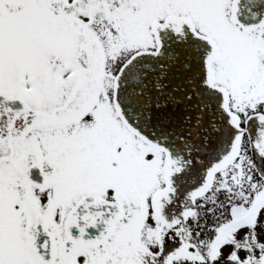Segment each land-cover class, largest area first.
Instances as JSON below:
<instances>
[{
	"label": "snow or ice",
	"instance_id": "6c2138e0",
	"mask_svg": "<svg viewBox=\"0 0 264 264\" xmlns=\"http://www.w3.org/2000/svg\"><path fill=\"white\" fill-rule=\"evenodd\" d=\"M0 264H264V0H0Z\"/></svg>",
	"mask_w": 264,
	"mask_h": 264
}]
</instances>
